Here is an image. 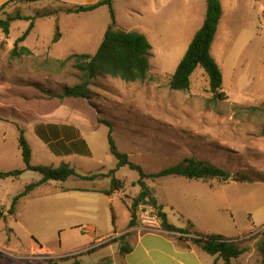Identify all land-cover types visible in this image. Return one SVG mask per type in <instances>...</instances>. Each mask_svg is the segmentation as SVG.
<instances>
[{
  "label": "rangeland",
  "instance_id": "374dc122",
  "mask_svg": "<svg viewBox=\"0 0 264 264\" xmlns=\"http://www.w3.org/2000/svg\"><path fill=\"white\" fill-rule=\"evenodd\" d=\"M206 2L116 0V28L145 34L153 47L148 80L125 83L100 77L93 80L89 99L64 100L58 96L78 84L81 75L72 62L63 65L62 61L73 53L96 54L105 32L113 25L110 9L104 6L94 12L69 15L66 6L55 2L14 4L5 9L1 18L20 13L33 18L35 29L19 45L33 49L32 54L17 58L11 55L15 42L30 22H13L8 37L0 29V171L25 170L20 129L32 148L33 165L56 168L67 164L82 176L116 170L117 159L108 141L110 129L99 123L100 119L109 121L118 150L147 174L193 157L255 178L254 186L231 181L218 186L214 193L218 206L225 197L231 200V210L225 215L233 218L232 234H219L237 236L235 239L246 250L236 264H264L257 247L263 230L259 222H264V180L257 179L258 171L251 166L264 169V0H223L224 19L212 55L223 73L224 100L213 98L209 77L201 67L193 73L188 91H174L169 85L201 29ZM58 31L63 39L54 46ZM57 115L62 121L54 119ZM209 115L224 120L208 121L205 117ZM232 116L243 122L229 121ZM45 123L75 125L92 155L55 156L35 130ZM116 177L125 181L126 187L112 196L66 190H107L110 178L50 181L22 198L13 216L8 211L14 198L31 183L42 180V175L26 171L17 179H0V212L6 215V220H0V264H28L33 247L41 250L36 256L45 255L37 259L40 264H121L116 243L111 248L107 245L112 240L103 244L129 228V206L140 192V187L133 184L140 175L124 167ZM146 183L175 224L185 219L186 202L203 195L199 187L204 186L183 178L148 179ZM252 215L257 217L256 224ZM139 223L151 229L160 225L150 206L140 207ZM207 257L213 261V256Z\"/></svg>",
  "mask_w": 264,
  "mask_h": 264
},
{
  "label": "trees",
  "instance_id": "16d2710c",
  "mask_svg": "<svg viewBox=\"0 0 264 264\" xmlns=\"http://www.w3.org/2000/svg\"><path fill=\"white\" fill-rule=\"evenodd\" d=\"M116 0H100L92 5H69L58 1H50L66 6V14H82L90 13L106 6L110 9L113 25L105 32L104 39L95 55L75 53L62 61V64L72 62L73 68L77 70L81 77L80 82L72 87H67L62 94L58 96L60 100L67 98L73 99H89L91 96L90 86L93 80L100 77L118 78L125 83H143L150 76L153 47L147 36L143 33L131 31L125 32L116 28V16L113 10V4ZM39 2H48V0H11L0 8V29L8 37L10 35L11 24L16 21L30 22L28 29L15 42V48L12 51V57L17 58L23 55H31L32 51L22 46L30 34L35 29L33 18L25 17L20 13L15 16L7 15L1 18V14L5 9L14 4H33ZM222 3L221 0H207V10L204 23L201 29L195 34L188 50L177 66L175 74L170 80V88L174 91H188L191 88V77L198 67H201L209 77V92L214 99H221L227 96L223 91V73L212 56L211 50L215 37L218 32L219 24L222 19ZM40 15V14H38ZM44 15L43 17H47ZM61 37L58 31L53 39V44L59 42ZM100 124L106 125L109 130V146L111 154L117 159V169L108 173L99 172L97 174L82 176L67 164L59 167L36 166L32 164V148L25 137L24 130L20 129L19 146L22 151V157L25 163V170H15L10 172H1L0 179L19 178L26 171H33L42 175V180L31 183L26 187L23 193L17 195L8 214L13 216L16 213L18 202L26 197L34 189L48 184L50 181L65 182L71 177H79L87 181H96L98 179H111V187L108 190L99 191L100 193L111 196L116 192L123 191L126 183L116 177V173L124 167L137 171L140 179L133 186H139L140 192L134 198L129 206L131 220L129 228L132 229L138 225V212L141 206H150L154 209L155 215L160 222V226L164 231L175 233L177 235L189 234L188 230L172 225L169 222L167 214L163 211V207L158 204L157 198L153 195L146 180L166 179L169 177L184 178L190 181L210 182L218 180L222 182H253L254 178L246 174H231L230 172L220 168L209 161L198 160L193 157L185 158L180 163L161 170L158 173L147 174L142 166L132 162L129 156L118 150L116 141L113 136V125L109 121L99 120ZM39 138L46 144L49 150L57 157L80 155L90 157L91 149L84 139L79 138L75 130L70 127L59 128L55 125L47 127L40 126L36 129ZM264 137V127L261 131ZM257 179H262L264 175H257ZM0 220H6V215L0 212ZM260 231L258 242V251L262 256L264 263V226ZM201 238H190L193 245L204 251L210 256H218L224 261V264H233V260L239 259L245 254L246 250L241 248L238 239L227 238L222 235H197ZM127 235H123L117 239H113L112 243L121 241L124 244ZM109 246V245H108ZM132 251L128 244H124L120 248L122 254ZM1 259V254H0ZM49 264H58L50 262ZM74 264H81L76 261ZM217 264V262H214Z\"/></svg>",
  "mask_w": 264,
  "mask_h": 264
},
{
  "label": "crops",
  "instance_id": "0c3cea01",
  "mask_svg": "<svg viewBox=\"0 0 264 264\" xmlns=\"http://www.w3.org/2000/svg\"><path fill=\"white\" fill-rule=\"evenodd\" d=\"M9 1L11 0H0V8ZM50 1L52 0H48V2ZM53 1H58V2L66 3L69 5H81L82 6V5H92V4L99 2L100 0H53ZM221 3H222L223 14H222V19L219 24V28H220V25L222 26V22L224 19L223 17L224 10H225V5H224L223 0H221ZM219 28H218V31H219ZM62 39L63 37L61 36L59 42L55 43L54 46L59 45L62 42ZM30 50L32 51L33 49H30ZM211 53H212V50H211ZM61 118L62 117L58 115L54 117V119L57 120V122L62 121ZM205 118H208L209 119L208 121H213L212 119H216V118L218 119L221 117L209 115V116H206ZM229 119L227 120L243 122V120L238 119L235 116H232ZM221 120H224V119L221 118ZM49 125H55V126H58L59 128L70 127L73 130H75L76 134L77 132H80L77 127H74L75 125L73 126L71 124H63V123L61 124L60 123H45V124L38 125L37 127H35V130L40 126L47 127ZM80 134L81 133H78V136H80ZM204 161H207V160H204ZM253 165H251L252 168L256 169L258 171L257 172L258 174H261L262 172H264V169L259 168L257 166H253ZM103 173H106V172H103ZM231 174L235 175L237 173H231ZM187 181H190V180H187ZM190 182H196L197 184H201L202 186H204L202 188L199 187L200 191L203 192V195L194 196L191 198V201L186 202V204H188L187 205L188 208L187 210H185L184 216H183V218H185L186 220L184 219L182 222H179V224H175L169 219V222L172 225H175L176 227L184 229V230H188L189 234L180 236L175 233L164 231L160 225H158L155 229H151L139 223L136 227L132 229L128 228L123 234L117 233L111 236L113 238L108 240L103 245L107 244L109 241L113 239H117L123 235H127L124 241V244H128L131 247L132 251L130 253L121 254L120 253V248H121L120 243L117 242L115 244L116 246H118L119 254L122 257L121 264H213L214 261L216 260H217V264H223L224 261L218 258V256H213L212 258L213 261L208 259L207 257L208 254L202 251L201 249H199L197 246L193 245L189 239L197 235H221L219 233H225V234L227 233L226 235L232 234L233 218L231 216L227 217V215H225V214H228L231 210V207H232L231 200L225 197L224 203L218 206L217 205L218 196L214 193V190L218 186L229 184L231 181L222 182L218 180H213L208 183L202 182V181H190ZM255 182L256 181L245 182L241 184H248L249 186L250 185L254 186ZM236 184H240V183H236ZM195 188L198 189L197 187ZM66 190L67 191L72 190V191H85V192L100 193L99 191H103L104 189L100 190L96 188L73 187V188H68ZM138 194L139 193H137L136 195ZM158 204L160 206L162 205L163 207V204H161L159 200H158ZM191 208L194 210L193 214H190ZM163 211H164V207H163ZM256 219L257 217L252 215V223L254 222V224H256L255 222ZM259 224H260V227L264 226V222H259ZM236 230H238V228H236ZM222 236H225V235H222ZM225 237L232 238V239L237 238V236L236 237L225 236ZM113 244H109L110 248L113 246ZM102 248L98 247V249H102ZM96 250L97 249L93 250V252H95ZM40 251L41 250L39 249L38 252ZM32 252H33L32 256L28 258L29 259L28 264H40L37 261V259L45 255L38 254L36 256V253H38L36 247L32 248ZM33 255L36 257H34ZM236 261L237 259L233 260V264H236Z\"/></svg>",
  "mask_w": 264,
  "mask_h": 264
},
{
  "label": "built area",
  "instance_id": "2783aa9c",
  "mask_svg": "<svg viewBox=\"0 0 264 264\" xmlns=\"http://www.w3.org/2000/svg\"><path fill=\"white\" fill-rule=\"evenodd\" d=\"M192 238H201V237H199V236H194V237H192Z\"/></svg>",
  "mask_w": 264,
  "mask_h": 264
}]
</instances>
